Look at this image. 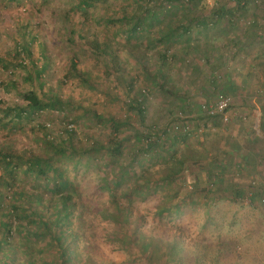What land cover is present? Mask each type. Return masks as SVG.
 <instances>
[{
    "label": "rangeland",
    "instance_id": "1",
    "mask_svg": "<svg viewBox=\"0 0 264 264\" xmlns=\"http://www.w3.org/2000/svg\"><path fill=\"white\" fill-rule=\"evenodd\" d=\"M69 2L71 0H0V56L7 61L13 57L10 53L15 42L22 41L20 29L27 28L26 33L36 38L32 46L34 59L37 61L40 58L39 43L45 44L46 52L50 56V66L44 77L48 87L60 92V96L67 104L65 113L45 111L38 120L23 119L18 123L15 120L13 125L0 113V148L11 147L17 151L42 152L43 136L31 131V127L37 124H46L52 133L62 132L66 126L73 128L77 134L75 145L86 148L96 140L107 139L103 131H109V116L123 120L129 114L127 84L130 82H119L115 76H108L104 67L96 64L89 50L82 49V52L76 55L79 67L89 72L93 81L92 86L88 87L74 78H68V47L64 39L66 34L61 17L62 10L71 9ZM220 2L230 5L229 0H202L198 8L199 10L203 8L205 13H208L218 8ZM250 3L236 15L231 16L234 20L232 24L227 21L228 19H224L221 22L224 23L223 26L215 25L210 31L228 26L238 38L245 37L244 34L251 29L259 35L258 32H263L264 28L257 30L251 28L249 23L254 21L264 24V0H250ZM123 5L127 6L125 0H109V5L102 8L98 4L96 9L91 10L93 16L88 15L86 22L84 21L86 16L73 11L71 22L75 27L81 26L83 30L101 36V32H106V26L99 18H103L110 8L111 11H116ZM234 8L236 6L232 7ZM166 9L171 10V7L168 6ZM119 27L113 25L107 37L114 40L111 36L113 29L118 36L117 39L123 40L121 44L116 40L113 44L125 63L124 75L127 81L135 84V91L148 92L144 94L145 120L142 123L138 118H134L132 124H127L121 129L119 136L127 142L124 154L117 161L103 162L100 170L87 165L75 171L70 166V179L78 185L77 188L86 205L83 209L84 232L90 251L89 255L85 253L78 262L264 264V202L256 198L253 203L248 204L234 195L237 192H245L252 182L257 186L264 183L263 174L253 173L252 169L245 170L247 163L239 159L238 149L235 147L236 145L246 147L248 140H255V129L253 126L246 128V123H243V127L238 128L242 134L241 139L236 142L231 140L234 120H244L246 116L233 107L237 96L221 90L223 84L237 80L236 77L246 82L242 77V70L233 72L230 67H216L218 63L228 62L230 58L219 55L218 49L205 46L210 31L199 28L192 34H195L193 40L201 49L192 52L190 57L178 53L177 63H169V67L166 66L168 69L165 68L162 73L166 87L160 89L150 83L147 72L148 69L154 71L157 67L154 57H158L157 52L161 49H152L144 43L141 49L133 52L129 44L136 41L127 43L128 38L119 31ZM222 43L223 41H220L215 46L220 47ZM178 47L179 45L175 48ZM181 48L182 45L179 49ZM139 52L147 54L142 65L138 64L135 57ZM225 53L228 55L227 51ZM37 64L41 66L39 61ZM144 66L147 69H144ZM27 73L21 68L4 67L0 64V110L23 106L24 101L20 94L32 89L25 81ZM225 74L234 78L227 81ZM10 79L16 82V88L7 89L2 86V82L8 83ZM247 79V82L253 84L254 94L262 97L264 72L257 70ZM219 94L229 96L232 103L230 115L235 114L231 127L227 130L219 123H213L216 118H206L201 111L202 104L212 103ZM252 104L250 103L251 106ZM93 112L105 116L104 119L96 120ZM180 113L183 118L179 122L183 124L186 121L192 128L189 136L166 132V129L178 120ZM150 128L157 136L161 135L159 140L163 145L167 142L165 149L139 159L134 165V171L131 172L138 177L142 172L148 171L147 175L155 177L156 184L134 188V193L131 194L127 190L135 181L131 173L122 179L123 183L115 190L113 185L107 183L114 179L116 173L124 166L123 163L130 160L131 152H136L139 146V141L135 138L137 132L147 133L146 130ZM200 128L204 129L202 133L197 131ZM170 148L174 153L171 158ZM172 158L176 160L172 162ZM168 161L171 163L167 164ZM180 162L186 164V170L174 177L171 168H178ZM258 164L261 168V163ZM21 175L20 171L16 173L18 183L24 180L27 184L28 180ZM113 194L118 195L120 201L132 202L131 215L136 221L128 228L127 234L144 235V241H141L140 245L143 242H150L151 248L155 251L153 256H146V253L143 255L137 248L128 249L121 243L122 237L118 235L121 227L103 218V211L110 206ZM173 243L178 244V248H174ZM35 244L37 248L41 246L39 243ZM80 245L85 249V240L82 239ZM182 246L186 251L183 262L168 260L167 255L172 253L173 256H177L182 252L180 249ZM43 247L42 244V251L39 250L37 255L38 264H51L55 260L52 251L43 250Z\"/></svg>",
    "mask_w": 264,
    "mask_h": 264
},
{
    "label": "trees",
    "instance_id": "2",
    "mask_svg": "<svg viewBox=\"0 0 264 264\" xmlns=\"http://www.w3.org/2000/svg\"><path fill=\"white\" fill-rule=\"evenodd\" d=\"M229 1L230 5L220 2L218 8L205 13L203 8L202 10L198 8L202 0H125L127 6L123 5L116 11H111L112 8H110L103 18H99L106 26V32H101V36L91 34L83 30L81 26L75 27L71 22V12H81L86 16L85 21L89 16H93L91 12L93 8L96 9L98 4L101 8L105 7L109 5V0H71L68 3L71 9L62 10L61 17L66 34L64 39L68 47V78H74L85 86H92L93 81L90 79L89 72L79 67L78 55H76L82 52V49L89 50L96 64L103 66L108 76H115L119 82H130L127 84L129 114L123 120L109 116V131H103L107 139L96 140L86 148L75 145L77 134L73 128L66 126L62 132L52 133L46 124L31 127V131L43 136L42 152L17 151L11 147L0 148V264H16L17 262L38 264L37 255L42 251V244L43 250L52 251L55 260L51 264H89L84 261L78 262L85 253L88 254L90 251L87 245L88 240H86L87 235L84 232L83 209L86 205L77 188L78 185L70 179V166L75 171L87 165L100 170L103 162H115L122 157L127 140L120 138V131L125 125L132 124L134 118H138L143 123L146 112L144 94L148 93L147 90L135 91V84L127 81L124 75L125 63L113 44L115 40L119 44L123 40L117 39L118 36L113 29L111 36L114 40L107 37L112 26H120L119 31L128 38L127 43L136 41L134 44H129L133 52L141 49L144 43L152 49H161L157 52L158 57H154L157 67L154 71L148 69L147 73L150 83L165 89L166 80L161 75L165 68L168 69L169 63H177L178 53L190 57L192 52L201 49L193 40L195 34L192 33L195 29L210 31L224 19H228L230 24L234 22L231 16L236 15L243 7H240L241 0ZM168 6L171 10L166 9ZM234 6L236 8L232 9ZM26 30L25 27L23 30L20 29L22 41L15 42L13 51L10 53L13 57L7 61L0 56V64L4 67L13 66L26 70L28 73L25 81L32 86L31 90L20 94L24 101L23 106L0 110L4 119H9L8 123L12 125L15 120L17 123L23 119L24 121L38 120L45 111L65 113L67 106L60 92L48 87L45 81L44 77L50 66V56L46 52L45 44H38L40 58L36 61L32 53L36 38L26 33ZM177 45L179 47L175 48ZM181 45L182 48L179 49ZM146 56L147 54H140V52L135 56L139 65L145 62ZM38 61L41 66H38ZM144 69L147 68L144 66ZM2 86L7 89L17 87L16 82L11 79L8 83L2 82ZM93 115L98 121L105 117L96 112H93ZM146 131L148 132H137L135 138L138 139L139 146L136 152H131L130 160L123 163L124 166L116 173L114 179L107 183L113 185L115 190L123 183L122 179L134 171V165L139 159L165 149L167 142L165 145L160 142L161 135L157 136L151 128ZM163 132L166 134L165 131ZM170 153L169 158L174 156L171 148ZM175 160V158L171 159L172 162ZM82 162L85 164L81 165ZM169 163L171 162L168 161L167 164ZM171 169L176 177L186 170V164L180 162L178 168ZM19 171L22 173L21 176L28 180L27 184L24 180L18 183L16 173ZM148 173L144 171L138 177L132 173L135 181L127 189L128 192L132 194L134 188L156 184L155 177L147 175ZM99 174L101 176V171ZM234 195L239 198L241 193L237 192ZM120 199L118 195L113 194L110 206L103 211V218L121 227L118 235L122 237L121 243L128 249L137 248L143 255L145 253L146 256L154 255L155 251L151 248L150 242H143L140 245V242L144 241V235L127 234L128 228L132 227L136 218L132 219V202L120 201ZM82 239L86 243L85 249L80 245ZM35 243L41 246L37 248ZM172 245L178 248V244ZM180 249L182 252L177 256L168 254V260L182 263L186 251L183 246Z\"/></svg>",
    "mask_w": 264,
    "mask_h": 264
},
{
    "label": "crops",
    "instance_id": "3",
    "mask_svg": "<svg viewBox=\"0 0 264 264\" xmlns=\"http://www.w3.org/2000/svg\"><path fill=\"white\" fill-rule=\"evenodd\" d=\"M223 24L224 23H221V26H223ZM209 34L210 35L206 38L204 43L205 46L218 49L219 55L230 58L228 62H220L216 67H230L233 72H240L242 70V77L246 79V82H244L236 77L237 80L233 81L232 78L234 77L225 74L224 77L227 81L231 78L232 82L223 84L221 90L230 93L232 96H237V99L235 98L236 102L233 100V107L237 109L240 114L246 116L244 120H234L235 123L231 127L233 129L231 140L236 142L241 139L242 134L239 132L240 129L238 128L243 127V123H246V128L253 126V129H255V140H248L246 142V147L235 144V147L238 149L239 159L247 163L245 170L247 169L248 171L252 169L253 173H261L264 175V95L261 97L254 94L252 91V82H247V78H249L253 72L257 70H262L264 72V36L257 35L256 32L251 29L244 34L246 35L245 37L238 38L235 32L232 31V28L228 26L212 30ZM220 41H223L220 47L215 46V44L220 43ZM226 51L228 55H226ZM226 62L227 64H225ZM250 103H253V107ZM213 123H219L221 126V120L219 118L214 119ZM258 163H261V168Z\"/></svg>",
    "mask_w": 264,
    "mask_h": 264
},
{
    "label": "built area",
    "instance_id": "4",
    "mask_svg": "<svg viewBox=\"0 0 264 264\" xmlns=\"http://www.w3.org/2000/svg\"><path fill=\"white\" fill-rule=\"evenodd\" d=\"M251 3L250 0H241L240 7L245 8ZM249 25L251 26V28H255L257 30L260 28H264V24L262 25L254 21H251ZM258 34L259 36H264V30L263 32H258ZM231 105L232 103L229 96L225 94H219L212 103L202 104L201 111L206 118H219L221 120L223 129L227 130L231 127L233 118L235 116V114L230 115V113L232 112ZM178 117V120L172 123L171 126L166 129V132L171 134H182L184 136H189L192 133V128L186 121H184L183 124L182 122H179L181 121V118H183L181 113ZM203 130V128H200L197 131L198 133H202ZM256 198H259V201L264 202V183L260 186H257L255 182H252L250 187H248L245 192H241V196L238 199L244 200L245 202L250 204L253 203Z\"/></svg>",
    "mask_w": 264,
    "mask_h": 264
}]
</instances>
